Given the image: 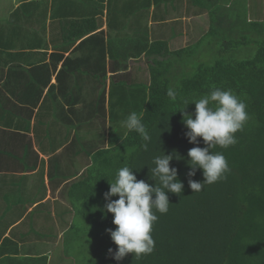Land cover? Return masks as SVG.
<instances>
[{"label": "crops", "instance_id": "1", "mask_svg": "<svg viewBox=\"0 0 264 264\" xmlns=\"http://www.w3.org/2000/svg\"><path fill=\"white\" fill-rule=\"evenodd\" d=\"M150 1L0 0V264H72L66 236L92 178L89 143L112 127L108 91L106 113L90 119L102 99L88 91L87 75L104 67L95 61H105L108 89L125 62L128 74L150 73L156 37L172 56L206 55L208 28L253 21L247 11L257 10L250 0ZM63 87L77 88L75 99Z\"/></svg>", "mask_w": 264, "mask_h": 264}, {"label": "trees", "instance_id": "2", "mask_svg": "<svg viewBox=\"0 0 264 264\" xmlns=\"http://www.w3.org/2000/svg\"><path fill=\"white\" fill-rule=\"evenodd\" d=\"M173 2L159 0V5ZM148 3L151 1L148 0ZM262 24L254 20H245L235 27L213 24L203 37H212L210 41L207 40V49L211 51L212 46L218 48V56L207 57L206 54L193 61L188 58L199 54L191 53L188 56L182 50L172 56L167 42L156 37L147 53L158 51L159 60L154 61L150 73L143 77L128 74V63L125 62L124 73L108 77V89L105 85V61H95L97 67H104L94 73L89 72L87 77L91 85L88 91L102 99L96 114L90 119L106 113L104 102L108 91V115L112 127L108 138L89 143V156L93 161L90 169L92 178H83L82 195L79 202L74 203L77 217L72 223L73 235L66 236V239L70 238L68 242L71 241L68 261H72V264H264ZM250 29H254L251 32L260 39L253 41V49L247 54L244 47L251 43L247 40L251 37L248 35ZM199 46L195 44L192 48L196 50ZM213 85L231 89L242 99L247 105L249 119L243 130L236 133L237 143L234 146L227 149L216 146L212 149L225 155L231 169L227 179L205 185L203 190L193 193L188 186L186 174L189 168L185 161L188 150L196 145L190 144L185 137L186 128L178 110L182 100L199 97ZM49 86V91L58 93L54 83ZM170 87L177 93L175 102L167 96ZM74 88L63 87L62 96L75 99L72 94L77 88ZM194 109L195 105L189 104L185 111L193 112ZM132 111L143 114L150 141H144L136 132H129L122 126L121 122ZM198 139L201 140L199 146L204 147L202 138ZM107 141L108 145L105 146ZM161 150L184 158H174L170 162L172 167L178 169V178L184 183L183 192L180 195L168 193L169 211L166 214L156 213L158 220L152 231L154 250L139 258L129 253L117 262L108 252L110 248L115 250L116 245L106 231L116 227L112 223L113 215L103 211L106 204L104 193L109 190L107 179L111 181L115 171L126 164L139 169L138 172L133 169L137 179L148 181V166H152L154 156L162 154ZM192 179L202 181V171L198 170ZM148 182L154 184V181ZM75 245L77 250L73 251ZM3 254L1 251L0 255Z\"/></svg>", "mask_w": 264, "mask_h": 264}, {"label": "clouds", "instance_id": "3", "mask_svg": "<svg viewBox=\"0 0 264 264\" xmlns=\"http://www.w3.org/2000/svg\"><path fill=\"white\" fill-rule=\"evenodd\" d=\"M171 101L177 100L173 88L167 90ZM189 104H194L193 112L185 111ZM246 103L233 93L231 89L211 86L209 91L199 97L182 100L180 110L182 123L186 128L185 137L190 144L196 145L187 152L186 164L188 186L192 192L203 190L205 185L227 179L231 172L228 161L222 152H214L216 146L227 149L237 143L236 133L243 130L249 119ZM129 132H136L146 142L151 137L143 123V114L130 112L121 122ZM204 147H200L201 140ZM147 148V144L145 145ZM152 158L148 166V181L137 179L136 173L126 164L115 171L114 178L108 181L109 190L104 193L106 204L103 211L113 215L115 229H106L116 249H108L109 254L117 262L129 253L139 258L150 254L155 247L152 236L153 225L158 220L156 213L166 214L169 211L168 193L180 195L184 183L178 178V169L170 162L184 159L166 154ZM202 171L203 180L192 179L196 172ZM138 172L139 169H136ZM112 197H118L113 200Z\"/></svg>", "mask_w": 264, "mask_h": 264}, {"label": "rangeland", "instance_id": "4", "mask_svg": "<svg viewBox=\"0 0 264 264\" xmlns=\"http://www.w3.org/2000/svg\"><path fill=\"white\" fill-rule=\"evenodd\" d=\"M250 2H251V4L255 7V8H257V10L256 11H253V14H251L250 12H249V10L250 9H248V11H247V14H248V16H250V15H252V16H250L249 18L250 19H252V20H254V21H256V20H258V21H261V22H263L264 23V0H250ZM241 7H228V8H225L224 9V11L223 12H225V13H228V14H230V10L232 11V12H235V11H237L238 9H240ZM230 9V10H229ZM258 9L259 10H261L262 12H258ZM238 20V19H237ZM237 20H234V22H237L238 24H239V26L241 25V22L240 21H237ZM208 23H210L211 24V22L210 21H208ZM262 27H264V25L262 24L261 25ZM254 29H250L249 31V33H248V35H250L251 37H249V38H247V40H249V41H251V43L250 44H248V45H246L244 48L246 49V53L248 54V52H250V50L251 49H253V46H254V44H253V41H255V40H259L260 39V36H258L257 37V35L255 34V33H253V32H251V31H253ZM262 31H264V28L262 29ZM212 39V37H207V40L208 41H210ZM214 45V44H213ZM218 54H219V52H218V48L216 49L214 46H212V50L211 51H209V53H208V55H207V57H212V55H214V56H218ZM240 53H238V55H239ZM245 54L243 53V55L242 56H244ZM201 56H203V54H199V55H195V56H192V58H188L190 61H193V60H195L196 58L199 60V58L198 57H201ZM144 63V61H140V63ZM135 63V62H134ZM149 68V66H147V65H145V69H148ZM151 68V67H150ZM149 68V69H150ZM146 74H148V73H146ZM94 228V227H93ZM92 228V229H93ZM94 229H97L96 227L94 228ZM97 240V239H96ZM75 250H77V247H76V245L73 247V251H75ZM77 253V252H76ZM87 253H89V252H87Z\"/></svg>", "mask_w": 264, "mask_h": 264}]
</instances>
